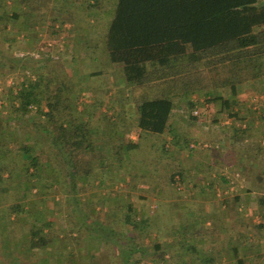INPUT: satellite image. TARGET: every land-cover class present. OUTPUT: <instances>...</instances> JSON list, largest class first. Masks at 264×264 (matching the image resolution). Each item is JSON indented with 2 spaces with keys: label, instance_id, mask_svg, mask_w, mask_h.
<instances>
[{
  "label": "trees",
  "instance_id": "1",
  "mask_svg": "<svg viewBox=\"0 0 264 264\" xmlns=\"http://www.w3.org/2000/svg\"><path fill=\"white\" fill-rule=\"evenodd\" d=\"M9 1H14L16 8L26 7L29 11H34L38 7L35 3L39 0H0V33H7L10 25L21 33L23 14L26 11L13 10L8 4ZM93 1L95 7L100 8L101 0ZM112 10L111 23L103 42L110 61L122 65L126 82L134 89L133 100L138 111L136 129L140 136L138 141L130 140L127 143L123 139L115 141L114 136L109 146L111 155L117 156L121 163H135L139 160L145 163L143 157L134 153L146 149L149 164L144 166L147 169L155 166L156 169L153 175L152 172L143 175L142 183L149 184L154 191L157 186L159 195L163 197L171 191L179 195L178 192L182 191H178L175 186L178 174H172L170 178L164 176L165 166L172 163L170 146H165L164 136H172L170 141L173 144H176L178 138L182 140L191 151L190 154L198 151H221V146L216 148L217 143H209L211 148H202V144L206 142L201 141L199 136L192 134L190 130L185 136L181 133L177 135L176 129L171 126L176 102H185V113L191 126L194 123L205 125L211 122L217 127L218 114H225L234 124L233 141L246 144L251 126L248 124V129L241 127V123L246 120L243 117L244 103L238 97L245 84L264 80V0H115ZM14 34L9 35L14 36L10 37L11 39H6L5 35L0 34V40L6 42L10 50L17 42L18 33ZM33 38L30 34L27 36L31 42ZM22 45L23 43L17 44V51ZM34 55L36 56L35 53ZM25 67L22 65L21 69ZM19 68L20 66L11 64L8 78H14L11 76L14 74L12 71ZM56 71L60 70L40 72L37 79L31 75L20 77L21 81L17 80V83L15 81L8 87L7 93L11 98L10 106L14 116L12 123L21 127L12 125L14 130L6 135L10 127L4 128L5 122H0V188H3L5 183H10L14 177L15 167H9L5 162L10 157L9 145L15 143V137L24 132L22 126L25 125L29 129L26 132L29 141L22 144L19 150L27 161L22 170L28 186H34L36 183V186H39L42 183L40 174L45 172L42 166L44 153L53 152L58 160L64 161V164L60 163L59 169H56L55 177L58 178V173L66 169L63 176L68 182H65V185L71 184V181H74L75 185L78 184L80 174L89 176L92 171L103 169L100 163H97L102 159L106 160L101 155L102 148L91 141L88 124L78 123L79 115L71 114V80L67 76L61 81L57 77L60 74H56ZM98 74L92 73L91 76ZM210 91L215 95L212 96ZM193 95L207 98L206 102L210 104L212 111L214 106L218 114L212 121L203 105L201 107L204 111H201L199 116L191 114L196 105L191 98ZM262 114L264 116V113ZM44 122L48 125L44 126ZM120 126L122 131L129 128V125ZM39 134L43 139L35 138ZM159 141H162V149L155 144ZM192 144L196 145V148L190 149ZM250 147L255 150L254 153L251 150L254 160L258 157L264 159V149L260 145L252 143ZM218 161H221V165H226L221 157ZM223 169L225 166L221 170ZM179 176L182 182L185 175L180 173ZM43 187L50 188L48 185ZM115 205L124 209V230L117 228L119 231H116L115 224L117 225L119 219L110 222L101 217L87 216L84 221H79L82 238L85 236L88 239H96L98 243L97 248L92 247L93 264H140L135 257H146L147 254L153 256L157 264H165L169 254L174 252V247L184 252V238L189 235V227L177 231L176 234L181 237L176 240L177 245L165 243L168 234L161 235L152 253H149L143 242L150 235L147 226L154 218L137 219L135 204L130 201ZM259 206L264 213V196L259 198ZM7 211L9 217L17 216L23 211V207L14 204L9 206ZM31 214L34 219L38 216H35V211ZM39 219L44 220L41 217ZM167 219L168 213L165 223L168 222ZM9 221L8 219L7 223ZM91 223L94 225L92 228L89 225ZM158 224L162 225L163 222ZM180 224L184 226V223ZM53 225V221H45L42 227L28 228L29 251H36L41 255L53 246L55 237L58 239L57 235L52 236ZM168 228L165 227L164 231H168ZM263 228L264 226L260 225L259 229L263 231ZM45 229H49L48 233ZM126 254L128 262L124 258ZM197 254L201 264H217L210 256L202 257L200 253ZM103 256L109 257V261ZM70 257V261L62 260L59 264H78L75 254ZM113 257H119L120 261L116 262ZM139 260L141 262V259ZM238 262L243 264L242 260ZM39 264H47L46 259Z\"/></svg>",
  "mask_w": 264,
  "mask_h": 264
},
{
  "label": "rangeland",
  "instance_id": "2",
  "mask_svg": "<svg viewBox=\"0 0 264 264\" xmlns=\"http://www.w3.org/2000/svg\"><path fill=\"white\" fill-rule=\"evenodd\" d=\"M108 3L109 1H107V5ZM108 7L111 9L113 7V4L110 6L108 5ZM98 26V36L100 37V34L103 31L107 32V26L109 25L100 24ZM0 28H2V25H0ZM65 33L68 34L67 31H65ZM0 34L5 35L6 39H11V36H9L10 33L1 31ZM80 38L82 40V37ZM1 40L0 122L1 124L5 122L3 124L4 128L10 127L7 129L6 135L7 132L9 133L14 130L12 128V125H14V127H21V125L12 123L14 116L13 110L10 106L11 98L7 93L8 87H10L11 84L15 81L17 83V80L21 81L20 77L31 75L32 77L37 79L40 72L47 73V71H51L52 69H59L60 71H56V74H60L57 77L60 78L61 81L64 80V78H67V76L71 80V87L69 91L71 114L79 115L78 123L88 124V127L90 128L91 141L95 145L102 148L101 155H103L106 160L102 159V161L100 160L97 162L100 163L101 168L103 169L94 170L89 176L80 174L77 180L78 184L75 185L74 181H71V184L67 183L66 186L65 182L68 181L63 176L67 171L66 169H64L63 172L61 171L62 173H58V178L55 177L56 169L58 170L60 166L59 164H64V161L62 159H59V161L56 158L57 156H55L53 152L51 154L44 153L42 155V166L45 172H42L40 174L43 179L42 183L39 186H36L37 183L34 186H28L26 184L27 181L26 178H24L25 175L22 170L27 161L23 157L19 148L22 144H25L29 141L28 135H26V132L29 129L26 128V125L22 126L25 133L22 131L20 135L15 137V143L9 145L10 157L5 162L9 164V167H15V170L14 177L12 178L11 182L5 183V186H3V188H0V192L3 190L9 192V189L13 191V194L4 193L2 196L5 199L9 196L11 197L8 198V205L5 206V221L4 227L0 228V239L4 238V236L9 239V237L7 236H9L10 234L14 236L15 240H30V235L27 231L29 227H42L43 222L53 221L54 225L51 228V230L53 231L52 236L55 237L57 235L58 239L55 237L53 246L47 251H44L41 255H39V253H37L36 251H31L33 253V257L30 260V263L26 264H39L40 262L44 261V258L46 259L47 264H59L62 263V260L70 261L72 251L76 252L75 248L77 246H85L84 249L81 247L78 250L79 253L76 259L77 263L93 264L94 256L89 255V258H92V262L90 261V263L87 259V255L88 252H90V254H93L92 247L97 248L98 243L96 239H88L85 236L82 238V234L80 232L81 223L79 221H84L87 216H91L94 218H103L104 215H106V220H109L110 222H113V218L120 219L122 216L121 212L123 213L124 209L121 206L117 207L115 204L121 202L124 203V198L126 196L125 192L127 191V189V192L130 191L127 202L130 201L135 205L137 203H145V207H148V205L152 204H154L152 206L156 205L157 210H155V212L153 213V218L155 223L157 224L154 225V227H156L157 230H161L160 232H157L158 235H167L169 232L164 231L165 227H168L167 225H169L173 221L171 219H167L168 222L165 223L164 220H166L167 218V213L171 215L174 214V211L171 212V208L168 206V204L164 203V201H161L163 196L159 195V188L157 186L154 191V189L149 184L142 183V177H144L143 175L152 172V166H150L149 169L145 167L149 164L147 160V150L144 149L142 151H136L134 153L137 156L143 157L145 159V163H142L141 160L135 163L129 162L126 164V162L123 161V163H121L119 162L117 156L111 155V149L109 148L111 139L114 136L115 141L122 139V135L120 133L122 131V127L120 125L122 124L125 127L129 125V128L133 127V122L127 121L128 124L125 123V117L130 120L135 115L138 117V111L133 100L134 89L129 84H127L122 65L113 64L110 61L104 42L102 41L101 45L100 43H98L96 47V53H90L89 51L82 52V50H89L90 48L80 47V45H75L74 50H72L75 44L74 40L69 36V34L64 38H61L60 33L57 32V30L55 31L54 23H51L49 25V32L47 33L46 38L43 37L40 38V40L36 38L33 41L35 46L34 48H32L31 52H38L36 53L37 56L28 54L22 50L17 51V43L13 45L12 50H10L11 48L9 49L8 44H6V42L3 43ZM23 52H25V54H23ZM11 64L20 66L18 70L12 71L14 74L11 76H13L14 78L10 76L8 78V75L10 74L9 68ZM22 65L26 66L23 70L21 69ZM96 72L99 74L91 76L92 73ZM211 92L212 91H210V94ZM240 94L241 97L239 98L244 103V114L245 117L247 116L245 119H255V122H257V124H260L264 128V116L263 114H261L264 113V110L256 111L254 110L253 106L249 105L248 102L250 97L254 94H264V83L261 85L258 83L255 85H252L251 83L245 84ZM211 95L214 96L215 94ZM179 105L182 106L181 110L176 107V112L177 115H179V117L181 116V118L183 119L181 120V123H184L183 121L188 122L189 120L187 119L185 113V102H176L175 106ZM203 109L204 108L201 107L202 112L204 111ZM213 109V111L211 109L205 110L206 113H209L211 115V121L212 118L218 114L215 112L214 106ZM123 113H126L125 116ZM223 116L224 117L222 118V115L218 114V120H220L221 118L222 120L221 124L218 123V128H216L214 131L223 132L225 126H223L222 123L225 121L226 115L224 114ZM137 123L138 119L136 118V126ZM186 124L191 126L190 121L188 123H184V125ZM248 124L250 123L248 122ZM43 125L47 126L48 124L47 122H44ZM192 126L190 128V131L192 134L195 133L196 136H198V134L201 135L202 132H210L212 131V127H214L211 122H208L205 125L194 123ZM39 137L43 139L40 134L39 136H35V138ZM163 142L166 147L168 145L171 147L173 144L168 139ZM42 146L41 148L43 149ZM182 146L185 147L186 153L190 154L191 151L189 150V148H186L183 142ZM254 152L255 150H253V153ZM251 161L253 162V166L260 167L264 172V159L259 160L257 158V160L253 159ZM179 169L180 167L175 166L173 169L174 173L171 170L169 178L172 174L180 175L181 171ZM51 177L52 179L49 180V178ZM43 185H48L50 188L45 189ZM182 192L184 191L182 190ZM180 195L181 197H185L182 194ZM174 196L175 193H173L172 191L165 195V197H168V199H172ZM1 202L2 201L0 200V203ZM14 204L21 205L23 207V211L17 216L12 215L9 217V211H7L8 207ZM51 207L54 208L52 209ZM34 211L37 213L35 216L38 215L35 219L31 214L34 213ZM113 212H116L117 214L115 216H111L110 213L112 214ZM40 217L44 220H40ZM172 217L173 216H171V218ZM8 219L10 221L7 223ZM183 221L184 220L182 219V221H179L178 223H183ZM158 222H163V224L160 225L158 224ZM89 225L91 228L94 227L93 223ZM118 225V223L117 225L115 224V227H117L118 229L122 228ZM117 228L116 231H119ZM176 228L179 230L187 229V226H181L180 224V226ZM146 240L147 239L144 240L143 246L146 245L145 248L147 249V252L149 251V253H152V251L148 247V244L150 242L151 245H154L153 240H149V242H147ZM56 243H59L58 246H56ZM54 246L57 247L58 250H62L63 252L59 253L60 255L55 257V259H50L48 253H55L53 252V250L55 249L53 248ZM185 246L186 245L183 246L184 250ZM173 249L174 252H171L169 254V256L167 257V263L165 264H176L175 261L178 258L182 260L184 252H182L181 250L179 251V249L176 247H174ZM82 250L83 253H81ZM127 256L128 254H126V256L124 255L125 260L127 259ZM103 257L104 259L109 261V257ZM135 258H137L135 260L140 264H157L155 259H153V256H150L148 254L146 255V257L139 255ZM139 259H141V262ZM113 260H116V262H118L120 261V258L113 257ZM126 261L128 262V260ZM0 264H8V262H6V259H0Z\"/></svg>",
  "mask_w": 264,
  "mask_h": 264
},
{
  "label": "crops",
  "instance_id": "3",
  "mask_svg": "<svg viewBox=\"0 0 264 264\" xmlns=\"http://www.w3.org/2000/svg\"><path fill=\"white\" fill-rule=\"evenodd\" d=\"M107 1H109L108 5L113 4L114 6L115 0H101L100 8L95 7L96 5L93 0H39L35 3L38 7L34 11H29L26 7L16 8V3L9 1L8 4L11 5L13 10L16 9L22 12L23 9L26 13L23 14L24 17L22 19L24 20L23 28L21 29L23 32L19 33V29L12 28V25H10L7 33L11 35L18 33L16 43H23L19 51L22 50L34 55V53L38 52H31L35 45L27 39V36L29 34L33 36V41L36 38L38 40L43 37L46 38L49 32V25L54 23L55 31L57 30L60 33L61 38L66 37L68 34L72 37L75 42L72 50H74L75 45H80V47L90 48L89 50H82V52L89 51L90 53H96L98 43L101 45L104 40L103 37L106 34L103 31L100 37L98 36V25H109L112 19L113 10L108 7ZM80 37H82V40ZM25 40L28 41L25 42ZM257 83L261 85L264 83V80L251 84L255 85ZM239 97H241V94H239ZM239 97L238 99L241 101ZM176 107L181 110L182 106ZM123 114L125 116L126 113ZM243 117H245L244 113ZM125 118L128 122H133L134 126L127 127L121 132L123 141L125 143L130 140L138 141L140 132L136 129L137 126L135 125V120L138 117L135 115L131 120L127 117ZM222 118L219 120L220 124ZM181 120H183L181 116L179 117L177 112H175L171 120V126L176 129L177 133H175L177 135L181 133L185 136L191 127L188 124L184 125V123H188L187 121L181 123ZM245 120L251 126L245 145L233 141L232 126L234 124L232 126L222 124L225 126L223 132L214 131L218 128L217 126L212 127V131L210 132L206 131L202 132L201 135L198 134L200 140L203 142L219 144L221 151H198L194 154H188L185 151V147L182 146V140L179 138L176 144H172L169 148L172 163L165 166L164 176L165 178L169 177L171 170L173 172L175 166L180 167L179 170L181 174L185 175V179L184 182L182 180L184 192L179 193L185 197L175 194L174 199L163 197L161 200L168 204L171 212L174 211V214H169V219L173 222L167 225L170 234L168 233V239L165 243L177 245L176 240H180L181 238L179 234H176L179 230L176 227L180 226L179 221L183 219L184 225L189 227L187 229L189 235L184 238L185 249L187 251L184 250L182 260L178 258L175 261L176 264H201L197 252L202 257L203 255L210 256L217 264H238V261L241 260L243 264H264V228L263 231L259 229L260 225L264 226V216L259 206V198L264 196V172L260 167L252 165L253 162L251 160L254 158L251 157V150L253 149L251 148L252 146L250 147L254 143L264 149V128L260 124H257L255 119L248 118ZM171 138L172 136L165 135L164 141ZM155 144H158L162 149V141ZM215 155L217 156L216 158L214 157ZM219 156L226 165H221V161H218L220 159ZM224 166L232 174L228 178L222 176L223 170L221 169ZM154 169H156L155 166L152 167V173H154ZM127 191L125 192L124 201H127L130 195V191ZM4 193L13 194V191L9 189V192L6 190L0 192V200L2 201L0 203V228L4 227L5 206L9 203L8 198L11 197L3 198ZM152 205L145 207V203H137L135 205L137 219H152L153 213L157 210L156 205ZM51 208L53 209L54 207ZM116 214V212L110 213L111 216H115ZM121 215L118 226H121L122 228L120 229L124 230L126 228L124 222L125 216L122 212ZM105 216L102 218L103 220L107 219ZM171 216L173 217L171 218ZM156 224L155 221L151 220L147 226V231L150 235L146 241L153 240L154 244L151 245L150 242L148 244L151 251H153V247L160 238V235L157 234L159 230L154 227ZM45 232L47 233L48 230H45ZM7 237L9 239L5 236L0 239V259H6L8 264L30 263L33 257V253L28 249L30 241L28 239L15 240L14 236L10 234ZM81 247L85 248V246H77L75 248L76 252L72 254L78 256V250ZM53 248H55L54 250L52 249L55 253H48L50 259H55V257L60 255L59 253L63 252L55 246ZM81 253H83V250ZM89 255L92 254L88 252L87 259L89 262H92V258H89Z\"/></svg>",
  "mask_w": 264,
  "mask_h": 264
},
{
  "label": "built area",
  "instance_id": "4",
  "mask_svg": "<svg viewBox=\"0 0 264 264\" xmlns=\"http://www.w3.org/2000/svg\"><path fill=\"white\" fill-rule=\"evenodd\" d=\"M193 99H194L196 105H195V108L193 109V111L191 113L192 115H194V116H199L200 115V113H201V105L204 106L205 110H209L210 109V104H208L206 102L207 98L194 96ZM248 102H249V105L254 107V110H256V111L264 110V94H254L253 96L250 97ZM207 114H208V118L211 119V115L209 113H207ZM223 123H224L225 126H232V124H233L232 119H228L227 117H226V119H225V121ZM241 127L243 129H248V122L247 121L242 122L241 123ZM201 147L204 148V149H207V148H211V145L209 143H203ZM215 147L219 148V144H216ZM193 148H196V145L192 144L190 146V149H193ZM231 175L232 174L229 172V169H226V168L223 169L222 176L228 178ZM175 186H176V189L178 191H182L183 190L181 177L179 175L176 176Z\"/></svg>",
  "mask_w": 264,
  "mask_h": 264
}]
</instances>
